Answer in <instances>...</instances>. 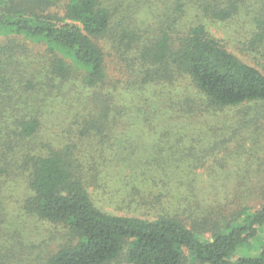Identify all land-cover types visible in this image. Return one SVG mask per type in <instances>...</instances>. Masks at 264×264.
<instances>
[{"label": "trees", "instance_id": "16d2710c", "mask_svg": "<svg viewBox=\"0 0 264 264\" xmlns=\"http://www.w3.org/2000/svg\"><path fill=\"white\" fill-rule=\"evenodd\" d=\"M157 4L0 0V37L7 38L0 57L18 63L12 78H19L11 86L14 96L0 99V184L23 176L25 212L66 230V241L41 264H186L184 250L194 264H264V243L255 256L230 259L264 225V206L202 239L178 216L113 215L92 198L100 174L89 158L104 156L143 125L154 131L152 120L168 118L169 131L183 130L188 127L181 120L235 107L238 127L258 130L264 119V111L253 108L264 107V73L230 52L205 24L233 19L237 1L198 3L193 8L203 19L187 21L189 3L162 0L166 13L157 10L140 20ZM154 18L161 19L158 34L147 41L139 28ZM259 26L251 50L264 45V24ZM109 43L123 50L120 72L109 60ZM51 105L63 106L71 120L68 139L59 146L37 140L43 129L39 108ZM12 258L1 252L0 264H12Z\"/></svg>", "mask_w": 264, "mask_h": 264}, {"label": "rangeland", "instance_id": "374dc122", "mask_svg": "<svg viewBox=\"0 0 264 264\" xmlns=\"http://www.w3.org/2000/svg\"><path fill=\"white\" fill-rule=\"evenodd\" d=\"M159 1L160 5L151 12H141L140 20H146L157 10L166 13L162 0ZM221 1L224 0H185L192 6L188 7L186 20L203 19V13L194 9L198 3ZM236 1L238 11L233 19L205 24L230 52L264 73V45L258 43L255 50L249 49L250 41L262 28L259 24H264V0ZM160 24L161 19L154 18L139 30L147 32L149 41L158 34ZM6 40L0 37V46ZM20 41L26 42L30 51H36L32 43ZM109 44V60L120 72L124 68L120 56L123 50ZM8 60L0 57V78H6L5 82L0 79V99L13 97L11 86L19 80L12 78V69L18 63ZM63 108L57 105L39 108L43 113L42 116L39 112L43 129L38 141L59 146L68 139L71 120L66 118ZM253 108L255 112L264 111L262 105ZM239 109L229 108L210 118L196 115L181 120L182 126L184 122L188 127L183 130L174 127L169 131L168 118L151 119L157 127L154 131L149 132L147 124L140 132L121 136L123 144H114L102 157L89 158L90 163L96 162L100 174L91 190L96 206L109 214L149 220L162 215L178 216L202 239L240 222L245 214L259 211L264 206V119L258 130L244 129L241 124L239 128L236 126ZM28 195L23 176L0 184V253L12 256V264H41L67 239L65 229L25 212L23 206ZM257 231L253 239L231 255L232 261L258 254L264 243V225ZM184 253L186 264H194L188 251Z\"/></svg>", "mask_w": 264, "mask_h": 264}]
</instances>
